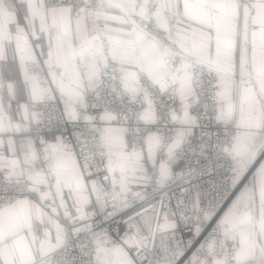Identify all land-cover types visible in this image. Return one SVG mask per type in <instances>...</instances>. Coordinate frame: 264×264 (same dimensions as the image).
<instances>
[{
    "label": "snow or ice",
    "instance_id": "1",
    "mask_svg": "<svg viewBox=\"0 0 264 264\" xmlns=\"http://www.w3.org/2000/svg\"><path fill=\"white\" fill-rule=\"evenodd\" d=\"M0 264H264V0H0Z\"/></svg>",
    "mask_w": 264,
    "mask_h": 264
}]
</instances>
